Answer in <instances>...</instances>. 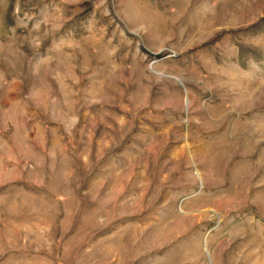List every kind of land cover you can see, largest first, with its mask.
<instances>
[{
	"label": "rangeland",
	"instance_id": "374dc122",
	"mask_svg": "<svg viewBox=\"0 0 264 264\" xmlns=\"http://www.w3.org/2000/svg\"><path fill=\"white\" fill-rule=\"evenodd\" d=\"M0 264H264V0H0Z\"/></svg>",
	"mask_w": 264,
	"mask_h": 264
}]
</instances>
